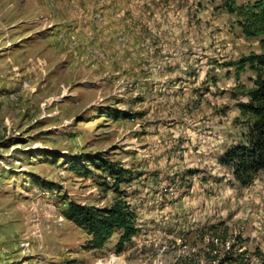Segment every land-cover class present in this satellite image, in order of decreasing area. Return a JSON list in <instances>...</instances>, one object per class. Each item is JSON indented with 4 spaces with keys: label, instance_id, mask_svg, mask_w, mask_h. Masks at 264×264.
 <instances>
[{
    "label": "rangeland",
    "instance_id": "rangeland-1",
    "mask_svg": "<svg viewBox=\"0 0 264 264\" xmlns=\"http://www.w3.org/2000/svg\"><path fill=\"white\" fill-rule=\"evenodd\" d=\"M238 21L222 0H0V264H264V171L242 186L222 162L257 79L232 63L261 52ZM118 199L124 244L64 216Z\"/></svg>",
    "mask_w": 264,
    "mask_h": 264
},
{
    "label": "trees",
    "instance_id": "trees-1",
    "mask_svg": "<svg viewBox=\"0 0 264 264\" xmlns=\"http://www.w3.org/2000/svg\"><path fill=\"white\" fill-rule=\"evenodd\" d=\"M222 8L238 17V24L246 37L261 39L260 53H251L232 63L238 73L249 67L257 73V79L252 87L239 85L233 91L234 98L244 97L237 106L246 132L242 136V142L231 147L222 159L223 164L230 168L234 179L242 186H249L257 174L264 171V0H249L243 4L238 0H222ZM87 158L93 166L108 172L116 180L117 188L126 181L128 171L119 163ZM74 166L82 170L84 176L92 173L81 162L74 163ZM64 216L79 227L87 229L93 235L96 247L103 246L118 231L121 232L120 244L131 240L138 233L136 213L123 199L105 207L71 201ZM224 232L227 234V227ZM238 261L240 260L235 252L229 250L224 253L219 263L248 264Z\"/></svg>",
    "mask_w": 264,
    "mask_h": 264
}]
</instances>
